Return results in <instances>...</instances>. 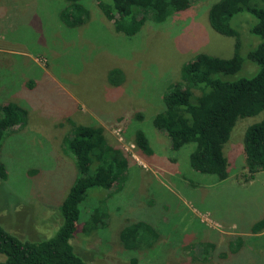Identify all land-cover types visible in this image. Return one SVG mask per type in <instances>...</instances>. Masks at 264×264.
<instances>
[{
	"label": "rangeland",
	"instance_id": "1",
	"mask_svg": "<svg viewBox=\"0 0 264 264\" xmlns=\"http://www.w3.org/2000/svg\"><path fill=\"white\" fill-rule=\"evenodd\" d=\"M99 1L84 0L88 20L72 28L60 18L67 0H0V105L16 103L26 111L0 149L8 172L0 178L1 223L22 239L54 236L62 223L60 204L77 176L64 137L76 136L78 125H99L113 146L94 135L93 165L102 164L96 157L103 155L119 180L110 190L90 188L80 204L70 239L79 255L93 264H129L133 257L139 264H264V230L253 229L264 218V170L248 180L244 155L245 130L263 113L237 120L224 147L230 177L223 180L190 166L194 144L173 151L166 133L153 125L184 62L198 53L233 56L235 38L209 22L217 0H190V8L165 22L147 18L132 36L115 30ZM241 16L252 18L250 26L255 18L241 13L233 20L246 39L245 57L263 39L248 30L256 41L248 45ZM113 68L124 72L118 86L108 80ZM258 70L246 59L228 79ZM138 130L149 136L152 153L138 152ZM88 208H100L108 219L82 232ZM138 221L149 228H141L127 249L120 232Z\"/></svg>",
	"mask_w": 264,
	"mask_h": 264
},
{
	"label": "trees",
	"instance_id": "2",
	"mask_svg": "<svg viewBox=\"0 0 264 264\" xmlns=\"http://www.w3.org/2000/svg\"><path fill=\"white\" fill-rule=\"evenodd\" d=\"M67 1L69 6L60 13L62 22L72 28L84 25L89 16L84 0ZM190 6V0L99 1L101 11L115 30L128 36L138 33L147 18L157 23L165 22ZM241 13L255 18L251 26L250 16L239 18L240 24L248 27V45L253 47L256 43L250 33L263 39L245 57L241 53L246 42L243 30L240 32L233 25L234 18ZM208 17L216 32L235 38L233 56L223 58L198 53L192 60L184 62L179 79L163 95L164 108L155 115L153 125L166 133L173 151L194 144L189 155L190 166L197 172L215 174L223 180L229 177L224 147L237 120L263 113V118L249 125L244 134L245 168L249 171L248 180L253 179L256 173L264 170V0H217L210 6ZM246 59L259 66L258 72L252 77L229 80V76L243 67ZM252 66L248 63L247 67L251 69ZM108 80L115 86L124 83L123 70L111 69ZM25 114V109L16 103L0 105V149L5 136L13 127L21 125ZM139 117L142 118V113ZM77 128L76 136H65L63 140L73 154L77 176L60 204L58 214L62 223L59 229L50 238L32 241L13 234L0 221V253L5 255L0 264H93L75 251L70 239L75 236L80 204L88 190L93 187L110 190L118 173L103 155L96 157L102 164L93 165L94 135L99 141L113 146L105 138L103 126L78 125ZM133 140L141 155L153 152L145 131L138 130ZM7 177V167L0 159V178L6 180ZM88 215L89 219L82 223V232L103 225L108 219L107 213L100 208H88ZM141 228H149V225L138 221L121 230L120 239L127 249L136 245ZM253 229L256 233L262 232L264 218L257 221ZM129 264H139L138 258H131Z\"/></svg>",
	"mask_w": 264,
	"mask_h": 264
},
{
	"label": "crops",
	"instance_id": "3",
	"mask_svg": "<svg viewBox=\"0 0 264 264\" xmlns=\"http://www.w3.org/2000/svg\"><path fill=\"white\" fill-rule=\"evenodd\" d=\"M230 177V176H229Z\"/></svg>",
	"mask_w": 264,
	"mask_h": 264
}]
</instances>
